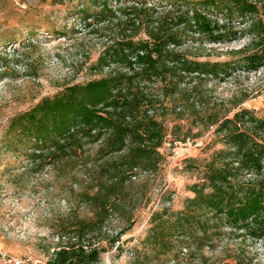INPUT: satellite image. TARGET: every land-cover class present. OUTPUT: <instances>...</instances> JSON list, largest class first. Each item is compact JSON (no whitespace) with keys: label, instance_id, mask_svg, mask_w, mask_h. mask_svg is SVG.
Here are the masks:
<instances>
[{"label":"rangeland","instance_id":"rangeland-1","mask_svg":"<svg viewBox=\"0 0 264 264\" xmlns=\"http://www.w3.org/2000/svg\"><path fill=\"white\" fill-rule=\"evenodd\" d=\"M154 5L170 8L158 0L147 6ZM99 10L91 0H0V249L33 264H46L61 242H68V228L76 220L97 219L98 206L86 194L93 195L100 182L111 184L112 174L101 166L125 153L97 156L102 139L70 159L32 162L33 142L17 143L7 132L12 118L42 99L116 68L93 67L123 33L122 23L102 19ZM82 11L91 16L86 19ZM250 24L234 22L230 31L242 33L222 43L187 33L176 48L190 60L228 63L231 70L186 78L178 90L185 100L177 102L178 93L163 100L157 111L165 129L162 163L156 172L121 176L120 194L112 198L101 231L88 237L103 250L96 264H264V238L253 240L229 229L193 254L181 243L185 238L167 252L148 241L152 213L182 210L194 196L192 186L204 184L207 164L226 149L212 122L244 109L264 119V66L245 69L246 56H264V43L244 32ZM145 28L130 29L135 40L148 38Z\"/></svg>","mask_w":264,"mask_h":264},{"label":"trees","instance_id":"trees-1","mask_svg":"<svg viewBox=\"0 0 264 264\" xmlns=\"http://www.w3.org/2000/svg\"><path fill=\"white\" fill-rule=\"evenodd\" d=\"M91 1L102 19L122 23L121 37L105 48L93 66L95 71L116 68L42 99L12 118L7 131L17 143L33 142L32 162L70 159L86 144L102 139L97 156L125 152L101 166L112 174L111 184L100 182L93 195L86 194L98 206L97 219L76 220L67 232L72 237L61 242L46 264L98 263L103 250L90 244L88 237L101 231L112 198L120 194L122 178L135 170L156 172L162 163L159 151L165 129L157 111L163 100L177 93V102L185 100L178 90L186 78L218 77L231 70L228 63L190 60L178 52L187 33L222 43L242 33L230 31L234 22L251 20L244 32L264 43V0H158L168 9L148 7L154 0ZM121 2L125 6H119ZM87 11L81 12L86 19L91 16ZM142 26L148 38L135 40L130 29ZM244 61L248 70L264 66L262 54H250ZM212 125H217L226 149L207 164L204 184L192 186L194 196L182 210L162 208L152 213L148 241L156 250L170 251L185 238L181 243L193 254L211 245L225 229L253 240L264 238V139L260 134L264 119L244 109Z\"/></svg>","mask_w":264,"mask_h":264},{"label":"built area","instance_id":"built-area-1","mask_svg":"<svg viewBox=\"0 0 264 264\" xmlns=\"http://www.w3.org/2000/svg\"><path fill=\"white\" fill-rule=\"evenodd\" d=\"M0 264H33L30 259L11 254L0 249ZM45 264V263H44Z\"/></svg>","mask_w":264,"mask_h":264}]
</instances>
